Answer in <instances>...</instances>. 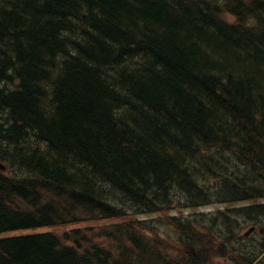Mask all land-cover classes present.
I'll use <instances>...</instances> for the list:
<instances>
[{
  "label": "trees",
  "instance_id": "obj_1",
  "mask_svg": "<svg viewBox=\"0 0 264 264\" xmlns=\"http://www.w3.org/2000/svg\"><path fill=\"white\" fill-rule=\"evenodd\" d=\"M0 161V264H264V0H0Z\"/></svg>",
  "mask_w": 264,
  "mask_h": 264
},
{
  "label": "rangeland",
  "instance_id": "obj_2",
  "mask_svg": "<svg viewBox=\"0 0 264 264\" xmlns=\"http://www.w3.org/2000/svg\"><path fill=\"white\" fill-rule=\"evenodd\" d=\"M222 208H225V206H222V205H216V204H215V205H211V206H208V207H202V208H200V209H198V210H196V211H203V212L208 213V212H215V211H217V210H219V209H222ZM188 212H191V213H192V212H195V211H193V210H191V211H186V213H188ZM81 226H83V225H81ZM74 227H76V226L64 227V229H63V228H61V229H56V231H57L58 233H63V232L65 231V229L74 228ZM249 227H250V225H248V227H246V229L242 230V234L245 233V232L248 230ZM31 232H33V231H28L27 233H31ZM260 237H261V233H260L259 230H257L256 232H254V234L252 235L250 241H248V242H249L250 244L256 246V245H257L256 239H260ZM250 247H251V245H250ZM250 249H251V250H254V247H251ZM261 260L264 261V255L261 257ZM229 263H231V262H227V261H226V262H224V261H218V262H217V264H229Z\"/></svg>",
  "mask_w": 264,
  "mask_h": 264
},
{
  "label": "water",
  "instance_id": "obj_3",
  "mask_svg": "<svg viewBox=\"0 0 264 264\" xmlns=\"http://www.w3.org/2000/svg\"><path fill=\"white\" fill-rule=\"evenodd\" d=\"M0 169L4 170L5 166L0 163Z\"/></svg>",
  "mask_w": 264,
  "mask_h": 264
}]
</instances>
